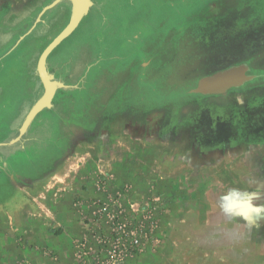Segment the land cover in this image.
Wrapping results in <instances>:
<instances>
[{
    "label": "rangeland",
    "instance_id": "1",
    "mask_svg": "<svg viewBox=\"0 0 264 264\" xmlns=\"http://www.w3.org/2000/svg\"><path fill=\"white\" fill-rule=\"evenodd\" d=\"M49 1L0 0V141L15 133L41 93L37 61L68 23L70 2L47 11L3 54ZM128 38L134 54L119 49ZM117 56L133 60L123 66ZM242 60L264 73V0H93L47 57L50 71L65 83L78 84L91 66L86 89L57 91L52 106L36 115L23 146L0 148V183L15 179L30 189L39 182L40 217L47 216L50 201L58 222L51 232L58 238L36 252L22 239L23 255L0 264H127L151 250L157 253L147 257L150 264H264V216L228 215L221 199L241 191L242 179L257 178L255 171L245 177L240 169L255 168L254 152L264 149V77L243 91L189 92L198 76ZM106 134L121 135L125 145L117 152L100 139ZM103 146L117 153L105 155ZM98 163L114 165L115 173L95 174ZM139 168L153 181L164 173L187 179L192 169L201 180L227 185L213 188L203 181L200 189L212 199L203 203L204 211L210 205L212 213L184 223L176 202L184 189L129 184L131 175L137 182L145 178L137 176ZM249 192L254 205L264 206L262 191L253 186ZM67 219L79 231L61 239ZM132 233L143 238L142 246L124 252Z\"/></svg>",
    "mask_w": 264,
    "mask_h": 264
},
{
    "label": "crops",
    "instance_id": "2",
    "mask_svg": "<svg viewBox=\"0 0 264 264\" xmlns=\"http://www.w3.org/2000/svg\"><path fill=\"white\" fill-rule=\"evenodd\" d=\"M255 123L257 126L260 124V122H251ZM102 132V131H101ZM100 135V133H96L95 135ZM94 135V134H93ZM92 135V136H93ZM99 136H95L97 140ZM136 137V136H135ZM103 138V139H102ZM100 139L102 141H111L112 147L117 149L119 145H125L122 141L121 135H111L106 134L102 136ZM122 141V144L120 142ZM130 141L126 144V147L130 150L132 147L129 144ZM88 143V140H87ZM115 143H117L115 145ZM107 146V145H106ZM122 153H124V147L121 146ZM107 150V151H106ZM105 150V147L103 146V150L101 153L108 155L115 154L117 152L115 151H108V149ZM194 150V148L192 149ZM234 154V153H232ZM242 154V153H239ZM255 156V168H244L242 167L240 169V172H244L245 177L248 175L247 171H255L257 178L253 181L251 180H245L242 179L239 184L241 185V191L246 193H252L249 192V189H252L253 186L256 187L258 192L262 191L264 193V149L260 148L259 150L254 152ZM261 160L260 163H258ZM230 164V163H229ZM232 164L226 165L227 168H230ZM101 167V168H99ZM194 169V168H193ZM200 169V168H197ZM139 170L142 173V168ZM109 172L113 171L115 173V166L110 165L109 167L105 164H97V168L95 169V174L98 172ZM191 171V172H190ZM189 175L190 177L187 179L184 178H174L176 180H172L170 175L167 173H164V175H160L159 180H154L151 178L152 174L150 172L147 176L144 175V173L137 174L139 177L145 178L139 182H137V178H132L131 175V181L129 184L131 185H138V186H144L147 188L153 187V188H162L163 191H167L169 188L173 187L175 185L178 188H183V192H178L176 194V202L179 204V213L177 215L178 221L181 222H188V219L194 218L197 223H199L204 217H209L210 213H212L209 208H207V211H204V208L206 206L203 203H209L212 204V199H209L208 190L204 191L200 188L206 187H221L225 184L220 179H214V180H204L201 178H198L197 175L200 174L199 170H190ZM208 171V168L206 169ZM164 172V171H163ZM185 173V172H184ZM182 173L181 175H183ZM197 175H196V174ZM179 173H177L178 175ZM118 176V175H117ZM201 176V175H199ZM150 177V178H148ZM13 182H3L0 183V263L5 262V259L11 258L15 256V258H18L19 256H22V251H24L22 244V239L29 244L30 247H27V250L34 251V248H39L44 243L52 244L54 243V240L58 238L57 235L51 232L54 225H56L57 219H56V210L54 207L50 206V201H46V209H47V216L45 217V214L40 217V196L37 195L39 193V182H32L33 185L30 186V189L26 185H22L21 183H17L15 179H12ZM96 181V180H95ZM203 181H206V185L203 183ZM94 180H92L89 185L95 186L96 184L93 183ZM162 191V190H161ZM27 192L29 195L25 194ZM35 192V193H34ZM44 202V201H43ZM167 218V217H166ZM74 220H65V222H62V231H61V239H65L66 236L71 237V235H76L78 233L77 228H74L72 224L74 223ZM60 223V222H59ZM164 242V241H163ZM164 244H162L163 246ZM11 252V255H8V253ZM19 253H21L19 255ZM157 253L156 250L147 251L143 254H140V256L136 257L135 260H129L127 264H150L151 259L154 258V254ZM150 255L151 259H148L147 257ZM21 260H23L21 258ZM145 260V262H143Z\"/></svg>",
    "mask_w": 264,
    "mask_h": 264
},
{
    "label": "water",
    "instance_id": "3",
    "mask_svg": "<svg viewBox=\"0 0 264 264\" xmlns=\"http://www.w3.org/2000/svg\"><path fill=\"white\" fill-rule=\"evenodd\" d=\"M65 1L70 2V17L68 23L44 47L37 61L36 73L42 83V91L30 106L23 120L17 127L15 133L12 134L8 140L0 141V148L23 146L24 141L27 139V131L36 115L40 111L52 106V101L57 91L71 90L77 87V84L65 83L63 80L55 77L48 67L47 57L59 43H61L75 30L82 18L88 14L90 7L93 5V0H50L36 14L27 30H25L15 40V42L3 55L14 49L27 35H29L37 27L39 23H42L44 21L43 16L47 11L53 9L55 6ZM245 68V63L233 64L223 70L205 75L198 80L197 85L191 88L189 92L207 94L210 92L209 87H218L220 86V82H223V86H220L219 89H224L223 87L229 85L230 82H233V79H235L234 82H239L240 80V83L245 80L253 79L255 75L247 76L244 74ZM217 89L214 91V93H220V91H218Z\"/></svg>",
    "mask_w": 264,
    "mask_h": 264
},
{
    "label": "flooded vegetation",
    "instance_id": "4",
    "mask_svg": "<svg viewBox=\"0 0 264 264\" xmlns=\"http://www.w3.org/2000/svg\"><path fill=\"white\" fill-rule=\"evenodd\" d=\"M134 38H135V35H133L132 39H134ZM119 49H121L122 51L127 52V53L133 52L134 49L132 47V41H131V39L128 38L126 41H123V44L119 46ZM134 53H135V51L133 52V54ZM129 58H130L129 56H127V57L126 56H123V57L117 56L116 60L115 59L114 60L116 62H118V63H121L124 66V65H129L131 63V60H133V59H129ZM100 62L104 63V62H106V60H103V61L100 60ZM100 62H98L97 64H99ZM243 63L246 64V68H245L244 74L247 75V76L255 75V77L253 79H251V80H245V81L242 80L243 81V82L241 81L242 83H240V80H239V82L238 81L234 82L235 79H233V82H230L229 85L223 87L224 89H219L220 86H223V84H219L220 86H218V87H214V86L213 87H209L210 92L207 93V94H202V93H196V94H198V95H213V94H226V93H229L231 91H237V90L243 91V90H245L247 88V85L250 82H252L253 80H255V79L259 78V77H262V76L264 77V73H262V72L261 73H256L255 71H253L252 67L250 66V63L247 60H242V61L237 62L235 64H243ZM231 65H233V64H230L227 67H230ZM227 67H225V68H227ZM148 68H149L148 65L143 67L144 70H146ZM225 68H223V69H225ZM72 69L73 68H70L69 75H72L73 77L74 76L76 77V74L78 72L77 71H74ZM85 69L86 70L83 73H86V75H84L83 78H81V77H78L77 78L78 79L77 80V83H78L77 86H79V87H77V89L80 88L79 90H83L84 88L86 89L87 79H88L89 74H91V72H90L91 66H87ZM223 69H220V70H223ZM220 70H215V71H212V72H209V73H204L201 76H198L196 78L195 84L191 88H193V87H195L197 85V82H198V80L201 77H203L205 75H208V74H211V73L216 72V71H220ZM133 74H132V76H133ZM82 85H83V88H81ZM211 89H213V90H211ZM216 89L218 91H220V93H214V91ZM128 91H129L128 93H130L131 90H128ZM193 94H195V93H193ZM262 127L264 128V124H262Z\"/></svg>",
    "mask_w": 264,
    "mask_h": 264
},
{
    "label": "clouds",
    "instance_id": "5",
    "mask_svg": "<svg viewBox=\"0 0 264 264\" xmlns=\"http://www.w3.org/2000/svg\"><path fill=\"white\" fill-rule=\"evenodd\" d=\"M252 193L232 190L227 192L222 199V206L226 214H236L245 219H249L252 213L256 216H264V206L253 204Z\"/></svg>",
    "mask_w": 264,
    "mask_h": 264
},
{
    "label": "built area",
    "instance_id": "6",
    "mask_svg": "<svg viewBox=\"0 0 264 264\" xmlns=\"http://www.w3.org/2000/svg\"><path fill=\"white\" fill-rule=\"evenodd\" d=\"M146 235L147 233H144L143 237H146ZM142 239L143 238L141 236L139 237L137 233H132L131 235H129V243L123 248V250H125L124 252H133L135 250H138L142 246ZM120 252L118 253V256H120ZM124 252L122 253L124 254Z\"/></svg>",
    "mask_w": 264,
    "mask_h": 264
},
{
    "label": "bare ground",
    "instance_id": "7",
    "mask_svg": "<svg viewBox=\"0 0 264 264\" xmlns=\"http://www.w3.org/2000/svg\"><path fill=\"white\" fill-rule=\"evenodd\" d=\"M223 82H220V84H222Z\"/></svg>",
    "mask_w": 264,
    "mask_h": 264
}]
</instances>
